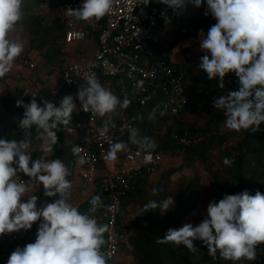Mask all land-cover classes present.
Masks as SVG:
<instances>
[{
    "label": "clouds",
    "instance_id": "9594fccd",
    "mask_svg": "<svg viewBox=\"0 0 264 264\" xmlns=\"http://www.w3.org/2000/svg\"><path fill=\"white\" fill-rule=\"evenodd\" d=\"M139 2L147 6L152 0ZM159 2L177 15L186 11L189 4L200 8L206 2L204 14H211L217 23L210 27L206 36H202L200 48L205 55L198 66L208 79L218 78L221 89L225 87L224 78L230 72L238 77L240 84L238 90L215 98L213 107L223 111L224 127L228 130H259L264 122V0ZM23 3L24 0H0V78L13 68L24 50L19 38L11 36L22 20ZM112 7L113 0H83L75 9L66 8V15L71 18L70 23L98 21L109 14ZM162 16L166 14L162 13ZM84 81L75 99L66 95L59 101V106L49 100H44L41 106L34 98L27 104L16 101L17 107L24 108L19 128L24 130L25 136H31L35 127L36 138L42 141V151L53 150L58 141L57 132L71 123L76 100L83 110L101 117L113 113L118 107L126 109L131 104L127 97L121 99L95 78ZM150 115H155V110ZM109 124L111 120L105 124L104 131L109 130ZM128 131L129 142L139 148L156 147L150 138L140 137L138 129ZM28 149V139L0 138V236L30 230L39 221L35 242L17 247L7 264H108L109 257L102 251L106 244L107 225H100L94 216L82 213L68 203L72 188L68 179L70 169L59 158L49 160L41 156L33 161ZM127 150L128 142L111 143L107 159L115 162L117 154ZM79 151L73 148L74 153ZM84 162L83 158L78 160L80 164ZM223 163L230 166L232 161L225 157ZM20 173L30 180H22ZM33 182L40 183L43 195L51 198V202L38 206L37 195L27 194ZM90 205L89 213L104 207L99 195L91 198ZM172 205H175V199L169 196L161 202L149 201L144 207L146 213L158 208L166 213ZM197 240L207 247L213 258L219 252L225 260L254 261L257 246L264 243V194L256 191L252 195L248 190L235 195L225 194L218 202H209L206 214L197 226L185 223L178 229L170 228L158 242L183 245L195 253L198 249L194 242Z\"/></svg>",
    "mask_w": 264,
    "mask_h": 264
},
{
    "label": "trees",
    "instance_id": "16d2710c",
    "mask_svg": "<svg viewBox=\"0 0 264 264\" xmlns=\"http://www.w3.org/2000/svg\"><path fill=\"white\" fill-rule=\"evenodd\" d=\"M26 15L27 14H24L22 16L24 23L25 21H28L29 25L35 24L33 25L34 29L31 31L33 42L38 39L41 41L40 47H45L47 51L51 53L47 55V61L51 62L55 55L61 53L62 46L59 44V41L61 38L63 40L66 31L63 15L59 12L52 20H47V18L40 15ZM85 23V21H81L78 26L85 29V27H83L85 26ZM215 23H217V21L212 16L190 22V30H178L176 36L170 42L169 51L171 52L181 41L197 38L199 35L198 32L201 28L206 29L207 35L210 27ZM103 26L104 20L101 18L97 21V31L93 33L94 37H96L98 31L103 28ZM90 30L91 29L87 31ZM157 54L158 58L166 57L163 56L159 50L157 51ZM198 64L199 62L189 65L178 64L186 70V91L188 95V102L178 115L166 117L161 116L158 113V108L161 102L159 98L152 101L145 109L138 108L139 110H137L136 108L137 115L129 114L128 120L131 124V128L138 129L140 137H148L152 141L155 140L156 147L154 149H141L137 144L129 142V131L126 132L124 136H121V134L118 133L117 141L128 142V150H150L173 156L176 155L178 149L177 140L182 136L187 135L193 140V143L181 154L184 163L191 164L198 161L209 171H214V174L216 172L221 178H225L230 184V189L227 191H224L220 185H217L219 199H222L225 194L235 195L244 190H248L252 195H255L256 191H260L264 194V122L260 124L259 130L256 132H252L251 130H241L236 132L234 130H222L221 124L224 123L225 119L223 111L216 109L209 114L201 116L200 111L208 107L204 105L211 102L213 97L217 98L221 94L225 95L228 91H231L232 88L240 86V84L238 77L230 72L224 78L225 87L221 89L218 87L219 79H208L207 74L199 68ZM62 70V84L59 89H38L28 91L17 85L0 93V138H6L9 140L15 139L18 141L28 139L31 148L29 151L33 161L41 156L45 158H47V156L44 151H42V148H39V144L42 143V141L36 138L37 133L35 127L31 130V136H25L24 130L19 128V119L23 117L24 108L17 107L16 101L22 100L27 104L34 98L41 106L44 100L53 101L59 106V101L66 95H71L75 99L76 96L63 84ZM115 92L118 93L117 88H115ZM77 101L78 100L75 101L77 107L71 115V123L66 127H61V130L57 132L58 141L53 147L52 155V158H59L65 161L69 169L72 168L70 161L76 154L73 152V148H77V145L79 144L78 137L82 133V128L77 127V125L86 120L84 114L78 107L79 105ZM132 108L135 107L132 106ZM154 110L155 116L159 119L172 120L167 131L162 135L152 134V127L148 117ZM189 118H191V120H188ZM68 130H74L75 139L71 137V140H65V133ZM117 130L119 131V129ZM59 145H61L60 149L58 147ZM212 149H217L220 155V164L217 167L216 163L211 158ZM63 150L69 151V154H65L66 157L63 155ZM225 157H228L232 161L230 166H226L223 163ZM148 179L149 175L147 174L138 178L132 192L124 197L123 211L120 218L121 225L126 227L131 234V252L135 264H264V243L257 246V257L254 261L241 259L240 261L233 262L220 257L219 252H217L216 257L213 258L208 254L207 247L199 240L194 242L198 249L195 253L190 252L183 245L176 246L172 243L158 242V239H162L168 229L180 228L181 222L187 212L195 208L196 187L193 186V184H189L186 187L181 194L177 205L169 209L165 213V216L160 215L158 208L154 211L148 212L147 216L149 222L145 226H138L136 220L128 222L125 219V213L132 203L134 195L145 190L144 187L146 182H148ZM162 181L163 178L156 186V202H161L164 198V195L161 194L159 190ZM97 182V187L92 196L82 205L77 207L79 211L82 212V210H85L90 206V200L95 195L101 197V201L104 205L100 180L98 179ZM40 193L41 196L45 197L43 195V188ZM94 217L97 219L98 215ZM35 224L32 229L37 227ZM134 226L136 227V230L133 232L132 230ZM26 234H28V232L24 231L21 247L28 243H34L32 239H28L26 242Z\"/></svg>",
    "mask_w": 264,
    "mask_h": 264
},
{
    "label": "built area",
    "instance_id": "2783aa9c",
    "mask_svg": "<svg viewBox=\"0 0 264 264\" xmlns=\"http://www.w3.org/2000/svg\"><path fill=\"white\" fill-rule=\"evenodd\" d=\"M82 2L83 0H59L58 10L66 25L63 37L65 45L85 42L97 31L95 19L91 20L90 31L78 26L81 21L70 23L71 18L66 15V8L75 9ZM206 7V3L200 8L189 4L181 16L186 18L188 25L194 20L209 18L211 14H204ZM162 13L166 16H162ZM175 13L159 0H152L147 6L142 5L139 0H113L112 10L102 18L103 28L96 37L93 36L96 44L91 58L84 62L65 64L62 70L64 86L76 96L80 85L85 83L84 80L95 78L103 87L108 82L114 89L117 88L116 94L122 99L127 97L131 101L130 106L145 109L159 98L161 102L158 113H164L161 116L178 115L188 102L186 70L178 65L180 63L174 57V48L169 51L172 39L165 38L168 28L174 24ZM200 32L205 33L206 29L201 28L198 34ZM158 50L166 57L158 58ZM25 63L30 67L35 66L33 60H26ZM77 102L79 105V101ZM78 107L86 120L77 125L82 128L77 145L80 151L71 159L70 164L71 167L79 168V174L85 181L93 184L100 180L104 207L97 221L108 228L104 233L106 244L102 251L109 257L108 264H115L116 258L123 254L124 249L132 248L130 231L120 223L123 199L132 192L138 178L145 174L150 176L159 168L166 155L162 152L131 149L119 152L115 162L109 161V145L117 142L118 133L124 136L131 124L124 116L119 131L116 128L104 131L105 125L100 115ZM177 143L176 155H181L192 145L193 140L184 135ZM80 158L85 161L83 164L78 163ZM109 163L113 164L114 169H107ZM65 165L67 166L66 163ZM20 178L25 182L30 179L23 173H20ZM23 236L24 230L0 236V256L9 258L17 247L22 246Z\"/></svg>",
    "mask_w": 264,
    "mask_h": 264
},
{
    "label": "rangeland",
    "instance_id": "374dc122",
    "mask_svg": "<svg viewBox=\"0 0 264 264\" xmlns=\"http://www.w3.org/2000/svg\"><path fill=\"white\" fill-rule=\"evenodd\" d=\"M58 4L59 0H24L23 3V15L26 16L40 15L42 17L47 18V20H52L54 16L58 15ZM23 18V17H22ZM91 21H87L83 26L86 30L91 29ZM31 25V26H30ZM28 24V21H23L19 23L15 32L11 34L13 39L19 38V40L24 45V50L22 54L15 60L13 68L2 78H0V93L5 90H9L13 88V86H19L21 88H25L28 91L31 90H51V89H59L61 87V70L65 64L69 63V61H87L92 56V48L94 46L93 35L89 36V39L82 43H73L64 45L62 38L59 41L61 47V53L59 55H55L51 62H48L47 55L51 54L47 51V49L40 47L39 39L37 41L32 40L33 35L31 31L34 29L35 24ZM31 28H30V27ZM36 28V27H35ZM189 26H184V24H176L174 37L178 30H190ZM202 36H206V33H199L197 38H191L184 41H181L175 48L176 52V60L180 64L189 65L200 62V59L205 53L200 48V42ZM172 37V38H174ZM209 58L210 53H208ZM69 58H74L70 59ZM33 60L35 62L34 67H30L25 63V60ZM106 82L104 87L108 90H112L113 94H116L113 86ZM240 86L236 88H232L231 91H236ZM224 95V94H221ZM219 95V96H221ZM226 95V94H225ZM213 97L211 102H208L207 108H204L200 111V115L204 116L216 110L213 107ZM152 114V113H151ZM150 124L152 127L153 135H162L167 131V128L170 123H172L171 119H159L155 115H149ZM188 120H191L189 118ZM222 130H228L224 127V123L221 124ZM65 137L71 138L74 136V130H68L65 133ZM155 141V140H154ZM42 148V143L39 144V148ZM31 150L30 146L28 151ZM69 154V151H66ZM45 153V152H44ZM211 158L216 163V167L220 164V155L217 149L211 150ZM48 159V158H46ZM50 160V159H49ZM107 169H114L113 164L109 163ZM217 176V177H215ZM214 171H209L202 163L196 161L191 164H186L183 161V157L181 155H166L165 160L159 166V168L149 176L148 184H146L150 189L142 190L136 193L133 197L132 203L128 207L126 211V220L129 222L131 220H136L138 226H145L148 224V212L145 211V205L149 201H155L157 198V194L153 193V189H156L158 182L163 178L161 182L160 192L164 195L162 201L171 196L175 199V205L169 207V209L173 208L177 205L178 200L189 184H193L196 187L195 196H196V206L192 210L188 211L185 215L183 221L181 222L180 227H182L185 223H191L193 226H197L206 214V208L211 201L218 202L220 199L218 197L217 185H220L224 191L230 189V184L226 181L225 178H221ZM30 180V179H29ZM28 180V181H29ZM72 188H71V196L68 200V203L72 204L75 207H79L84 202H86L93 194L97 187V181L92 184L90 182L85 181L81 178L80 181L74 182L71 180ZM42 186L39 182H33L32 186L29 189L28 195L35 194L39 198V205L44 202H51V199H47L41 196ZM40 195V197H39ZM25 201L27 197L24 198ZM91 205L88 206L85 210H82V213H88L90 216H97L101 211V207L98 208L95 212L89 213ZM168 209V210H169ZM167 210V211H168ZM161 216H165V213L160 212ZM37 227L30 231L27 230L28 234H26V242L28 239H32L35 242L36 232L39 225V221L35 224ZM136 230L134 226L133 232ZM9 258H2L0 256V264H7ZM115 264H135L131 249H124L123 254H120L115 262Z\"/></svg>",
    "mask_w": 264,
    "mask_h": 264
},
{
    "label": "crops",
    "instance_id": "0c3cea01",
    "mask_svg": "<svg viewBox=\"0 0 264 264\" xmlns=\"http://www.w3.org/2000/svg\"><path fill=\"white\" fill-rule=\"evenodd\" d=\"M182 14H180V15H177L176 13L174 14V24H173V26H171L170 28H168V30H167V34H166V36H165V38L166 37H168V38H170V39H174V38H172V37H174V31H175V25L176 24H179V23H181V24H184V26H189L188 24H187V22H186V18H184L183 16H181ZM178 32V31H177ZM177 32H176V34H177ZM176 36V35H175ZM93 40H94V46H93V48H92V53H93V51H94V48H95V39H94V37H93ZM65 45V44H64ZM175 57V59H176V56H174ZM70 59H74V58H69V60ZM177 61V60H176ZM69 62H77V61H69ZM79 62V61H78ZM80 62H82V61H80ZM116 96H118V95H116ZM119 97V96H118ZM137 110H139L138 108H137ZM137 110H136V108H132V106H128L126 109H120L119 107L117 108V110L116 111H114L113 113H110V114H108V115H106V116H103L102 117V119H103V123H104V125L109 121V120H111V124H109V128H116V129H120L121 128V126H122V117H126L127 118V120H128V116H129V114H131V115H137ZM130 112V113H129ZM128 123H130L129 122V120H128ZM112 125H114V127L112 126ZM73 139H75V135L73 136ZM65 140L67 141V140H71L70 138H66L65 137ZM61 145H59L58 147H59V149L61 148L60 147ZM67 150H63L62 152H63V155H64V157H66V152ZM45 155L47 156V158L48 159H50V160H52V159H55V158H52V155H53V150L51 151V152H45ZM63 158V157H62ZM62 160V159H61ZM70 172H71V175L68 177V179L70 180H73L74 182H77V181H80L81 180V176H80V174H79V168L77 167V166H74V167H72L71 169H70ZM150 179V178H149ZM94 184V183H93ZM146 184H148L149 185V183L148 182H146ZM145 184V190L147 189V190H149L150 188L147 186ZM42 190V188L41 189H39V191H41ZM40 196V195H39Z\"/></svg>",
    "mask_w": 264,
    "mask_h": 264
}]
</instances>
